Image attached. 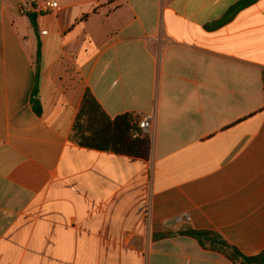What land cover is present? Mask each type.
Wrapping results in <instances>:
<instances>
[{
    "label": "crops",
    "instance_id": "1",
    "mask_svg": "<svg viewBox=\"0 0 264 264\" xmlns=\"http://www.w3.org/2000/svg\"><path fill=\"white\" fill-rule=\"evenodd\" d=\"M239 1L0 0V264H235L188 229L264 251V0L206 28ZM87 90L153 115L148 159L72 142Z\"/></svg>",
    "mask_w": 264,
    "mask_h": 264
},
{
    "label": "trees",
    "instance_id": "2",
    "mask_svg": "<svg viewBox=\"0 0 264 264\" xmlns=\"http://www.w3.org/2000/svg\"><path fill=\"white\" fill-rule=\"evenodd\" d=\"M256 0H241L231 7L219 21L212 23L208 30H215L230 22L242 9L250 6ZM31 19V18H30ZM34 30H37L35 19H31ZM37 65L40 59V43L37 49ZM38 69L36 78H38ZM31 104L37 115L41 113L40 102L37 98V89H34ZM137 128L133 114L126 113L110 119L102 110L90 91H86L81 107L73 124L71 140L74 144L88 149L102 152H110L117 155L146 160L149 157V137L133 138ZM180 235L195 239L203 248L223 255L227 260L235 264H262L264 263V251L255 256H245L235 247L228 244L219 234L209 231H195L188 229L180 232ZM171 233H162L154 236V239H164Z\"/></svg>",
    "mask_w": 264,
    "mask_h": 264
},
{
    "label": "built area",
    "instance_id": "3",
    "mask_svg": "<svg viewBox=\"0 0 264 264\" xmlns=\"http://www.w3.org/2000/svg\"><path fill=\"white\" fill-rule=\"evenodd\" d=\"M43 8L55 9L57 8L56 3L46 2L43 5ZM133 118L137 125V128L134 132L133 138L136 137H149L152 128L153 115L151 114H133Z\"/></svg>",
    "mask_w": 264,
    "mask_h": 264
},
{
    "label": "water",
    "instance_id": "4",
    "mask_svg": "<svg viewBox=\"0 0 264 264\" xmlns=\"http://www.w3.org/2000/svg\"><path fill=\"white\" fill-rule=\"evenodd\" d=\"M29 17L33 20V19H35V14L32 13V14H30ZM262 264H264V263H262Z\"/></svg>",
    "mask_w": 264,
    "mask_h": 264
}]
</instances>
